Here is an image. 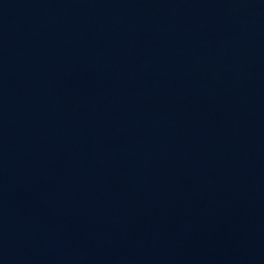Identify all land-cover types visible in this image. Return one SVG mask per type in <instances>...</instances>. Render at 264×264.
Wrapping results in <instances>:
<instances>
[{"label":"water","instance_id":"1","mask_svg":"<svg viewBox=\"0 0 264 264\" xmlns=\"http://www.w3.org/2000/svg\"><path fill=\"white\" fill-rule=\"evenodd\" d=\"M0 264H264V0H0Z\"/></svg>","mask_w":264,"mask_h":264}]
</instances>
